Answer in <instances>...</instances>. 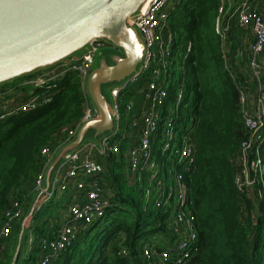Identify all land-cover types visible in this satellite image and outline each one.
<instances>
[{"label": "trees", "instance_id": "obj_1", "mask_svg": "<svg viewBox=\"0 0 264 264\" xmlns=\"http://www.w3.org/2000/svg\"><path fill=\"white\" fill-rule=\"evenodd\" d=\"M218 17L217 0H176L167 21L173 41L164 73L166 109L174 106L178 92L183 91L180 109L172 115L178 137L186 135L194 148L193 169L185 182L197 219L199 251L189 264H264V197L241 192L235 182L241 145L248 136L240 92L253 88L240 70L249 60V45H243L245 32L233 20L223 49L216 32ZM150 79L151 70L138 86L127 90L126 100ZM23 80L1 87L14 92L7 98L12 100L10 111L0 112L8 113L0 120V224L13 200L25 202L26 215L35 181L48 162L42 151L66 145L63 129L75 130L85 110V91L76 71L37 88L21 86ZM34 98L38 102L26 107ZM124 122L127 126L128 121ZM127 148L124 139L118 155L99 160L104 166L100 177L112 192L105 217L80 232L55 264H136L135 258L142 256L143 235L169 236L166 216L152 205L145 209L144 190L128 173ZM63 207L62 201L54 200L42 205L25 238L29 232L36 238H51L60 228L54 214ZM131 217L133 222L128 220ZM150 225L156 228L146 231ZM122 233L124 238L116 244ZM123 249L128 251L126 257L120 254ZM39 252L34 248L27 263L35 264ZM12 257L6 255L1 264H10Z\"/></svg>", "mask_w": 264, "mask_h": 264}, {"label": "built area", "instance_id": "obj_2", "mask_svg": "<svg viewBox=\"0 0 264 264\" xmlns=\"http://www.w3.org/2000/svg\"><path fill=\"white\" fill-rule=\"evenodd\" d=\"M175 1L150 0L140 15L132 20L145 44V62L139 73L127 83L111 89L115 118L113 134L103 138L100 144L93 141L82 143L64 160L54 175L51 190L42 204L68 192L70 187L75 188V196H71L69 201L68 221L51 238H36L32 233L27 237L29 249L38 248L40 251L37 264H55L58 257L76 242L80 232L86 231L94 222L105 217L111 202L101 181L104 166L99 160L108 155H118L124 139H127L128 144V173L134 177L135 184L144 190L145 209L152 205L161 211L166 216L165 224L169 231L167 237L155 235L143 242L142 264H189L198 253L197 219L188 200L185 182L186 174L193 169L194 148L186 135L178 137L176 121L172 115V112L180 109L183 91L178 92L174 106L166 109L168 93L164 73L173 41V35L167 31V21L169 6ZM217 1L219 17L216 32L221 37L223 49L227 48L233 20L240 29L244 32L250 30L253 35V41L247 50V65L256 89L255 92L251 91L254 93V100L250 99V91L240 92L243 124L248 136L241 145L235 182L241 192L263 198L264 0ZM106 45L109 44L96 41L85 49L82 56H74L52 69L25 78L20 83L21 86L37 88L69 71L78 72L85 91V110L82 121L75 130L63 129V133L68 136V143L84 123L98 117V111L86 92V81L94 70L98 52ZM150 70L151 79L147 86L137 89L135 97L126 100L127 90L138 86L144 74ZM13 92L12 88L0 87V112L10 111L9 103L12 100L7 98ZM37 102L38 99L34 98L26 107L34 106ZM6 116L8 113H2L0 120ZM124 121H128L127 126ZM58 150L52 152L46 148L42 151L48 162L35 181V194L42 190L46 169ZM24 206V201L13 200L4 213L0 224V257L7 252L9 240L25 216ZM31 224L32 221L27 231ZM120 254L126 257L128 251L123 249Z\"/></svg>", "mask_w": 264, "mask_h": 264}, {"label": "water", "instance_id": "obj_3", "mask_svg": "<svg viewBox=\"0 0 264 264\" xmlns=\"http://www.w3.org/2000/svg\"><path fill=\"white\" fill-rule=\"evenodd\" d=\"M149 1L0 0V87L52 69L96 41L122 50L110 63L102 61L88 76L86 92L98 117L84 123L72 141L51 159L43 188L34 195L19 225L10 264L17 263L28 225L50 192L60 165L86 141L88 134L93 133L96 144L113 134L114 110L104 94V86L124 85L143 66L146 48L132 20ZM134 261L142 264L140 258Z\"/></svg>", "mask_w": 264, "mask_h": 264}, {"label": "rangeland", "instance_id": "obj_4", "mask_svg": "<svg viewBox=\"0 0 264 264\" xmlns=\"http://www.w3.org/2000/svg\"><path fill=\"white\" fill-rule=\"evenodd\" d=\"M244 38H243V45L245 46H248L249 44L252 43L253 41V35L251 33L250 30L246 31L244 33ZM85 52V50H82L80 52H78L77 54H75V56L77 57H80L82 56V54ZM122 54V50L116 48V47H113V46H110V45H106V46H103L100 51L98 52L97 56H96V60H95V65H94V69H96V67L102 62V61H107L108 63L111 62V59L113 56H116V55H121ZM248 62L244 61V64L243 66L240 67V70L244 73V75H247V78L250 80L251 82V85L253 86V88H251L252 91L255 92V89H256V84H254V82L251 80V77H250V71H249V68H248V65L246 64ZM18 81V80H17ZM115 86H118V83H113V84H107L104 86V94L105 96L107 97L109 103H112L113 99H112V96H111V89ZM120 87V86H119ZM101 139V138H98V140ZM86 141H96V138L93 137V133H90L88 134L87 136V139ZM130 145V144H129ZM63 147V146H62ZM61 148V147H60ZM59 148V149H60ZM127 154V152H126ZM131 182V184L133 185L134 182L132 181L131 178H128ZM105 186V190H106V194L111 197L112 195V192H111V189H110V184L107 182L104 184ZM136 200H138V198H136ZM136 211L137 209H135L134 213L136 214ZM129 221L133 222V218H129L128 219ZM154 228H156V226L154 225H150L146 231H151L153 230ZM125 234L122 233L115 241L116 244H120V242L122 241V239L124 238ZM151 236H148V235H143L142 238H141V241H146L147 239H150ZM110 249V248H109ZM13 252H14V246L12 247V249L10 250V254H7V255H11L13 256ZM7 259V258H6ZM3 260V259H2Z\"/></svg>", "mask_w": 264, "mask_h": 264}, {"label": "crops", "instance_id": "obj_5", "mask_svg": "<svg viewBox=\"0 0 264 264\" xmlns=\"http://www.w3.org/2000/svg\"><path fill=\"white\" fill-rule=\"evenodd\" d=\"M173 5H174V2H172L171 5L169 6V10H171L173 8ZM241 73L244 75V73L242 71H241ZM244 76L247 77V75H244ZM245 80H247V78ZM248 91L251 92L252 90H248ZM250 99L254 100V93H252V92H251ZM101 181L103 182L102 179H101ZM71 196H73V197L75 196V188H72V187H70L68 192L61 194V195H58L56 198L53 199L54 201H62L63 205L64 204L66 205V207H63V209L62 208L57 209V212H55V214H54L55 216L57 215V218L59 219L58 223L60 226L63 223L68 221V206H69V201L72 199ZM44 204H46V203H44ZM44 204H42V205H44ZM14 233L11 236V239L9 240V247H8L7 253H10V250L14 246L13 245L14 244L13 243ZM29 234H30V232L26 235V238H24L25 242L23 243V247H22V251H21V257L19 258L17 264H28L27 261H28L30 253L32 252V250L29 249V247L27 246V243H26V240H27V237L29 236ZM13 254H14V252H13ZM6 255H5V257L4 256L0 257V264L6 262V260H7ZM3 257H4V259H3ZM38 260H39V254H38ZM38 260L36 261L35 264L38 263Z\"/></svg>", "mask_w": 264, "mask_h": 264}, {"label": "bare ground", "instance_id": "obj_6", "mask_svg": "<svg viewBox=\"0 0 264 264\" xmlns=\"http://www.w3.org/2000/svg\"><path fill=\"white\" fill-rule=\"evenodd\" d=\"M148 4H149V2L148 3H146V5L144 6V9L148 6Z\"/></svg>", "mask_w": 264, "mask_h": 264}]
</instances>
